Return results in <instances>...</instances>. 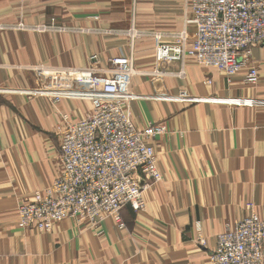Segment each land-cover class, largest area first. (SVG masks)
Wrapping results in <instances>:
<instances>
[{
	"label": "crops",
	"instance_id": "0c3cea01",
	"mask_svg": "<svg viewBox=\"0 0 264 264\" xmlns=\"http://www.w3.org/2000/svg\"><path fill=\"white\" fill-rule=\"evenodd\" d=\"M184 5V0H0L1 24H14L22 13L28 25L64 27L0 32V264H207L206 251L226 223L251 211L264 219V47L254 49L259 82L250 86L243 81L245 70L228 81L215 68L191 61L178 78L180 61L158 59L153 37L131 42L125 34L131 27L165 35L180 31ZM186 28L194 31L193 24ZM130 52L135 68L166 73L135 75L130 84L135 124L167 125L166 134L149 140L163 180L144 189L143 209L122 208L123 228L112 217L98 230L71 218L48 233L19 228L18 200L50 186L60 171L61 114L78 120L91 111L88 99L54 101L29 93L38 81L27 67H106L111 57ZM159 94L174 99H158ZM243 99L257 104L238 102ZM196 221L206 248L194 242Z\"/></svg>",
	"mask_w": 264,
	"mask_h": 264
},
{
	"label": "built area",
	"instance_id": "2783aa9c",
	"mask_svg": "<svg viewBox=\"0 0 264 264\" xmlns=\"http://www.w3.org/2000/svg\"><path fill=\"white\" fill-rule=\"evenodd\" d=\"M184 3L180 31L165 35L131 27L125 34L131 42L142 36L153 37L158 59L180 61L181 67L174 73L178 78L184 77V66L191 61L215 68L228 81L245 70L244 83L256 86L259 71L253 53L256 47H264V0H184ZM22 16L21 13L14 24L0 23V32L64 30L54 22L28 25ZM187 24L194 25L193 32L187 30ZM163 37H170V42L164 43ZM27 68L38 81L37 88L29 93L47 95L54 101L62 97L88 99L91 111L78 120L61 114L56 125L61 136L60 171L50 186L33 191L30 198L18 200V227L48 233L57 222L71 218L98 230L102 221L112 217L123 228L122 208L143 209L144 189L163 180L149 140L168 132L167 125L160 120L145 127L135 124L130 110L135 96L130 93V84L135 75L159 78L166 73L135 68L131 52L111 57L106 67L37 64ZM204 83L211 85L212 79L206 78ZM155 97L174 99L166 94ZM238 102L257 104L252 99ZM194 242L198 247H207L199 221L195 223ZM205 256L207 264H264V219L251 211L232 224L226 223Z\"/></svg>",
	"mask_w": 264,
	"mask_h": 264
}]
</instances>
